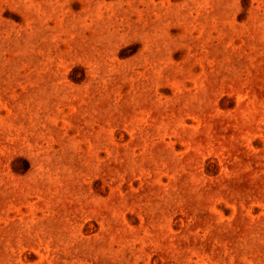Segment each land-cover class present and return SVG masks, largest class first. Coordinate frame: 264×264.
Masks as SVG:
<instances>
[{"label": "rangeland", "instance_id": "obj_1", "mask_svg": "<svg viewBox=\"0 0 264 264\" xmlns=\"http://www.w3.org/2000/svg\"><path fill=\"white\" fill-rule=\"evenodd\" d=\"M0 264H264V0H0Z\"/></svg>", "mask_w": 264, "mask_h": 264}]
</instances>
